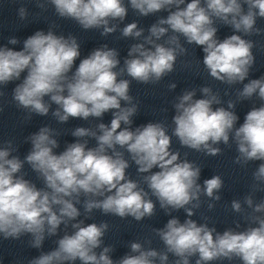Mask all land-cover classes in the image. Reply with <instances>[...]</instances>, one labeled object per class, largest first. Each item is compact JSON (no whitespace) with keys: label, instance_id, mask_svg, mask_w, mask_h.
Masks as SVG:
<instances>
[{"label":"clouds","instance_id":"1","mask_svg":"<svg viewBox=\"0 0 264 264\" xmlns=\"http://www.w3.org/2000/svg\"><path fill=\"white\" fill-rule=\"evenodd\" d=\"M47 4L60 18L75 21L83 30H101L100 35L107 37L119 29L123 38L138 42L130 45L122 67L118 50L103 44L81 59L75 71L80 43L72 34L57 35L56 25L28 36L21 50L0 46V97L10 82L20 81L12 90V100L27 111V119L32 114L48 116L53 105L51 115L59 123L112 113L110 125L100 122L94 128H74L75 142L59 154L54 151L60 146L59 133L47 125L25 137L31 148L23 159L14 155L18 149L13 141L4 142L0 147V237L20 240L29 236L28 245L39 250L46 238L58 236L63 225L64 234L55 240L56 247L41 251L27 264H169L170 254L175 257L172 264H192L193 257L195 264L234 259L264 264V199L256 202L254 198L257 191L264 192V75L249 79L255 42L244 38L264 31L256 26L257 19L264 18V0H36L41 10ZM129 7L142 17L168 14L158 18L145 35L136 21L120 28ZM18 16L25 20L28 9L19 7ZM217 21L230 26L233 34L218 39ZM181 37L188 45L202 47V63L210 77L229 86L243 85L236 100H228L224 107L220 93L210 86L199 88L202 98H197L196 88L185 89L172 104L171 135L168 125L160 121L133 128L139 105L130 95L131 81L157 84L172 73L177 58L188 52ZM19 43L14 36L8 39L10 45ZM168 87L175 90L177 85ZM253 97L261 104L253 106L237 126V102ZM173 137L181 147L211 157L221 154V143L229 147L234 143V163L241 167L260 161L252 173L251 192L230 205L248 223L244 230L219 232L192 219L202 196L208 198L209 210L221 200L224 181L213 175L200 183L201 167L172 150ZM90 139L96 141L94 147H88ZM25 164L43 187L25 179ZM130 164L136 166L141 180L129 177ZM151 197L171 217L162 228L153 229L165 250L131 241L129 252L114 260V246L104 243L108 222L86 224L85 220L99 210L142 221L156 213ZM80 204L85 219H78ZM181 209L186 214L183 222L171 215Z\"/></svg>","mask_w":264,"mask_h":264},{"label":"water","instance_id":"2","mask_svg":"<svg viewBox=\"0 0 264 264\" xmlns=\"http://www.w3.org/2000/svg\"><path fill=\"white\" fill-rule=\"evenodd\" d=\"M246 7V6H245ZM257 24H259L261 27L264 28V18H258L257 19Z\"/></svg>","mask_w":264,"mask_h":264}]
</instances>
